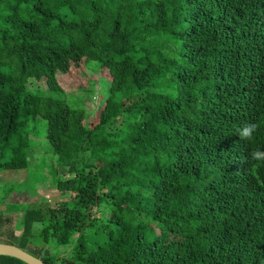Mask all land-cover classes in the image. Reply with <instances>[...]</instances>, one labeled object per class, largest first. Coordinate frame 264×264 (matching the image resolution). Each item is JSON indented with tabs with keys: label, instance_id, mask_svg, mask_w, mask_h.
Here are the masks:
<instances>
[{
	"label": "trees",
	"instance_id": "16d2710c",
	"mask_svg": "<svg viewBox=\"0 0 264 264\" xmlns=\"http://www.w3.org/2000/svg\"><path fill=\"white\" fill-rule=\"evenodd\" d=\"M92 59L109 90L88 120L53 94L88 90ZM37 116L70 200L0 242L48 264L52 241L74 243L62 264H264V0H0V171L27 167Z\"/></svg>",
	"mask_w": 264,
	"mask_h": 264
},
{
	"label": "rangeland",
	"instance_id": "374dc122",
	"mask_svg": "<svg viewBox=\"0 0 264 264\" xmlns=\"http://www.w3.org/2000/svg\"><path fill=\"white\" fill-rule=\"evenodd\" d=\"M99 67V62L93 59L85 66L83 80H89L88 90H68L66 93L53 94L74 107L84 108L88 120L108 97L109 82L100 75ZM28 87L43 95L52 94L43 81L31 79ZM26 131L29 133L27 167L0 171V196L6 198L0 205L2 241H14V234L20 233L21 211L26 207L56 205L61 200H70L69 194H61L57 189L56 180L66 174V168L57 164L56 155L47 139V120L42 116L31 117ZM15 193L19 195L15 196ZM110 213L105 205L99 209V216L103 219H108ZM36 227H39V224H36ZM148 227L151 225L148 224ZM41 252L42 255H50L54 264H62L59 258L71 257L74 243L64 245L52 241Z\"/></svg>",
	"mask_w": 264,
	"mask_h": 264
},
{
	"label": "water",
	"instance_id": "95a60500",
	"mask_svg": "<svg viewBox=\"0 0 264 264\" xmlns=\"http://www.w3.org/2000/svg\"><path fill=\"white\" fill-rule=\"evenodd\" d=\"M0 255L16 257L27 264H48L41 257L12 243L0 242Z\"/></svg>",
	"mask_w": 264,
	"mask_h": 264
},
{
	"label": "clouds",
	"instance_id": "9594fccd",
	"mask_svg": "<svg viewBox=\"0 0 264 264\" xmlns=\"http://www.w3.org/2000/svg\"><path fill=\"white\" fill-rule=\"evenodd\" d=\"M257 130V124L255 123H245L243 126L236 129V134L241 140L251 141L253 134ZM250 161H264V150L253 149L249 153Z\"/></svg>",
	"mask_w": 264,
	"mask_h": 264
},
{
	"label": "crops",
	"instance_id": "0c3cea01",
	"mask_svg": "<svg viewBox=\"0 0 264 264\" xmlns=\"http://www.w3.org/2000/svg\"><path fill=\"white\" fill-rule=\"evenodd\" d=\"M12 195H13V194H12ZM17 195H19V194H17ZM17 195H16V193H15V196H17Z\"/></svg>",
	"mask_w": 264,
	"mask_h": 264
}]
</instances>
